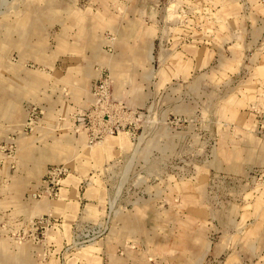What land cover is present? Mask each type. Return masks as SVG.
Listing matches in <instances>:
<instances>
[{
    "label": "rangeland",
    "instance_id": "obj_1",
    "mask_svg": "<svg viewBox=\"0 0 264 264\" xmlns=\"http://www.w3.org/2000/svg\"><path fill=\"white\" fill-rule=\"evenodd\" d=\"M0 264H264V0H0Z\"/></svg>",
    "mask_w": 264,
    "mask_h": 264
}]
</instances>
